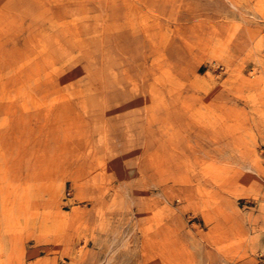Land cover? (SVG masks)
<instances>
[{
  "label": "rangeland",
  "instance_id": "374dc122",
  "mask_svg": "<svg viewBox=\"0 0 264 264\" xmlns=\"http://www.w3.org/2000/svg\"><path fill=\"white\" fill-rule=\"evenodd\" d=\"M234 246L264 264V0H0V264Z\"/></svg>",
  "mask_w": 264,
  "mask_h": 264
},
{
  "label": "crops",
  "instance_id": "0c3cea01",
  "mask_svg": "<svg viewBox=\"0 0 264 264\" xmlns=\"http://www.w3.org/2000/svg\"><path fill=\"white\" fill-rule=\"evenodd\" d=\"M238 220H230L229 222H217L211 229L214 233L225 236L226 239H232L236 234H245L249 232L247 226H242ZM206 233V232H204ZM224 241V238H222ZM245 247H230L217 251L216 249H202L201 252H192L187 257V264H250V259L240 260V256L247 254Z\"/></svg>",
  "mask_w": 264,
  "mask_h": 264
}]
</instances>
